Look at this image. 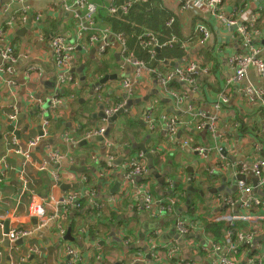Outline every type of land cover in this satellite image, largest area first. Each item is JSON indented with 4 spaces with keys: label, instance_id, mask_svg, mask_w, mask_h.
<instances>
[{
    "label": "crops",
    "instance_id": "0c3cea01",
    "mask_svg": "<svg viewBox=\"0 0 264 264\" xmlns=\"http://www.w3.org/2000/svg\"><path fill=\"white\" fill-rule=\"evenodd\" d=\"M90 1L98 7L92 30L72 1L61 5L54 0H33L24 8L0 0V50L10 45L16 56L15 63H5L10 72L0 75V161L4 159L8 167L0 166V264H5L7 257L11 264H211L206 254L210 245L204 242L209 237L217 239L205 232V227L213 223L211 215L224 212L222 199L234 196V172L243 167L239 176L254 187L256 178L250 166L264 160V106L250 102L241 90L251 84L264 91V76L249 68L244 81L228 87V102L221 111L215 107L220 91L233 77L232 57L249 55L252 48L259 50L258 57L264 60V0H223V20L214 18L207 8L182 11L186 0H149V5L130 17L132 28L128 33L122 26L104 20L109 16L106 9L122 0ZM233 9L241 10L236 17L238 23L246 24L252 16L259 18L250 44L226 27ZM170 19L172 26L166 28ZM199 23L210 33L203 44L193 33ZM79 31H83L84 40L66 67L72 80L58 85L64 74L56 68L50 42L63 36L72 43ZM96 31L99 37L91 41L90 36ZM144 32L159 34L162 42L174 35L179 43L172 48L156 49V57L151 59L138 45L137 38ZM119 34L124 35L127 50L145 66L138 77L124 61L125 56L120 55L116 40ZM187 40L186 49H181L180 43ZM191 64L208 71L196 77L195 88L177 81L170 83L175 94H186L183 102L176 104L157 77ZM105 76L116 78L100 85L99 80ZM124 79L133 87V95L128 99L121 87ZM52 96L60 99L58 109L54 108L53 98L51 105L45 106ZM84 98L90 100L85 110H80L76 102L78 99L80 104L84 103ZM129 101L133 104L119 118L120 125L117 128L116 123L109 138H87L89 132L107 126L103 119L95 117L101 105H105L104 110L116 109ZM14 112L16 119L10 120ZM145 112L152 114L157 123L155 129L150 130L143 121ZM191 113L217 117L216 140L206 130L199 131L194 122L174 135L165 130L164 121H185ZM44 122L47 124L43 127ZM137 128L141 133L134 137ZM40 133L43 138L23 166L26 153L23 158L22 153ZM84 140L86 144L80 145ZM13 142L19 154L10 151ZM139 144L153 157L149 160L143 156L153 173L149 170L146 178L131 183L123 165L142 153L134 147ZM197 147L204 150L201 155L195 152ZM54 153L65 158L52 162L50 157ZM107 154L113 157V164L107 163ZM70 167L83 171L74 172ZM20 177L29 182L28 189ZM168 180L173 185H168ZM116 183L117 191L110 194ZM145 184L153 197L149 212L142 210L137 192V187ZM62 185L68 189H62ZM218 189L221 191L214 193ZM67 192H79L81 200L84 198L80 210H71L68 215L73 217L69 225L72 241L63 239L66 232L61 238L54 223L57 214L65 216L60 201ZM193 197H197V202L202 200L199 208L193 205ZM172 198L177 200L173 210L158 217L159 208L168 205ZM92 200L100 210L90 209ZM34 203L43 205L50 219L42 227L33 223L29 208ZM175 212L199 223L191 232L194 238L180 242L177 256L170 259L167 254L175 239ZM235 226L245 229L247 225L240 222ZM19 229L31 234L18 245L15 242L20 238L9 241V247L4 245L5 230ZM254 243L255 247L264 243V221L254 232ZM68 249H73L75 255H69ZM239 250L237 264H252L242 263L249 250L242 245Z\"/></svg>",
    "mask_w": 264,
    "mask_h": 264
},
{
    "label": "built area",
    "instance_id": "2783aa9c",
    "mask_svg": "<svg viewBox=\"0 0 264 264\" xmlns=\"http://www.w3.org/2000/svg\"><path fill=\"white\" fill-rule=\"evenodd\" d=\"M10 3H16L24 8L29 1L33 0H9ZM69 1L73 2V5L77 7L78 10L82 11L83 19L85 23H88L89 29L95 23V15L98 11V7L94 5L90 0H54L55 3L65 4ZM147 0H122L119 4L110 5L106 11L108 14H116L118 11L122 12V14L126 15L131 7V5L135 4L136 2L145 3ZM223 6V0H186V3L182 4L181 10L186 11L193 7L195 8H203L209 9L212 16L214 18H218L223 20L224 14L221 12V7ZM241 13V10L233 9L231 14H229L230 18L226 20V27L242 38H244L246 44H250L252 41V37L255 33L254 27L257 23L258 19L255 16L246 23H238L237 16ZM235 17V19H234ZM173 23V19H170L165 26L167 28L171 27ZM82 25V24H81ZM83 26V25H82ZM84 27V26H83ZM85 28V27H84ZM96 30V29H95ZM195 34L198 35L199 40L198 43L203 44L206 42L209 37L210 33L207 27L203 24H197L194 28ZM99 31L94 32L93 35L90 36V40L93 41L99 37ZM101 34L103 31H100ZM107 32H105L104 36H107ZM2 34L0 33V45L2 42ZM84 40L83 31H79L76 34V38L74 42L69 43L65 37L63 36H56L54 37L50 44L52 47V51L54 54L55 65L56 68L61 70L64 74L58 80V85H62L65 82H70L72 79L67 76L68 69L66 68L68 63L70 62L72 55L77 46L81 45L80 42ZM116 40L120 46V55L125 56L124 61L131 65L135 71L136 76L138 77L142 71L145 70V66L142 62H139L132 53H130L126 46H125V39L123 34H119L116 36ZM138 45L142 49H148L147 53L149 57L155 58L156 57V49H168L171 48L174 44L179 43L176 37L172 36L170 41L168 42H159L155 35L151 32H145L138 36ZM189 40L185 42H181V49H186ZM249 55L247 54H237L231 58L230 63L233 66L234 73L231 79H228L226 85L219 93L218 103L216 104V110L221 111V109L227 104L228 98V87L232 85L233 82H242L247 77V71L249 68H254L256 71L261 75L264 76V60L258 57L259 50L252 49ZM0 75L4 72H10V67L5 63H15L16 56L14 49L10 45H6L4 49L0 50ZM66 68V69H65ZM208 69L206 67H200L197 64H191L187 67H180L175 68L172 72H169L165 76L158 75L157 82L161 84L164 89L166 90L167 94L170 98L175 101L176 104H181L183 100L186 98V94H175L170 89V83L172 81H177L182 84H186L195 88V80L196 77L201 72H206ZM122 89L125 92L126 98L128 99L133 95V87L129 80L124 79L121 85ZM242 93L250 102L260 103L264 106V91L261 88H257L251 84H248L242 87ZM52 101L55 102L54 107L60 104V99L57 96H52ZM119 107L116 109H106L104 113L107 116L112 115ZM16 119V113H12L10 115V120ZM143 121L148 125L150 130L156 128L157 123L155 124L152 118V114L149 112H145L143 115ZM216 116H205L201 113H191L190 119L185 121H178L176 119H171L168 121H164V128L165 130L170 133L171 135L176 134L180 129L185 127L187 124H191L192 122L196 123L197 129L199 131L206 130L208 134L212 137L213 140H216L217 136V127H216ZM47 123H43V127ZM44 129V128H43ZM105 132V128H101L98 131L89 132L87 138L92 137H103ZM44 136V135H43ZM68 139V138H65ZM41 140V138H35L28 142L27 151L22 153L25 154L23 166L25 163L30 160V152L31 149L36 146V144ZM11 150L14 151L15 154H19L20 151L14 149L15 142L12 143ZM108 146V145H107ZM106 146V147H107ZM184 146H187V143H184ZM217 149V146H215ZM107 149V148H106ZM221 149H218L220 152ZM29 151V152H28ZM204 150L202 148H196L195 152L199 155L202 154ZM28 152V153H27ZM204 154V153H203ZM143 154H139L135 158H131L128 162L123 165L125 170L131 167V170L127 172L129 181L134 183L135 179H143L146 178L148 167L144 163ZM52 162H60L65 157L62 154L54 153L51 155ZM107 163H112L114 161L113 157H110L107 154L106 157ZM1 162V161H0ZM113 164V163H112ZM243 165V164H242ZM0 166L3 168L8 167L5 165L4 159L0 163ZM110 168V166L108 165ZM251 172L253 176L256 178V185L252 187L251 185H247L243 179L239 180V175H242L244 168L242 167L240 171L234 172V196H228L222 199L223 201V208L224 212H215L212 218H210L211 222L218 223L221 222L224 224L225 228L220 231L219 239L207 238L204 242L209 243L210 249L206 251L208 257H210L209 262L211 264H237L240 263L237 260V254H239V245L244 246L249 250L248 257L246 255L244 263H252V264H264V243L258 244L255 247L254 243V232L259 230L260 224L264 221V160H258L256 163L250 166ZM4 171V170H2ZM100 176H103V170H100ZM54 179L57 180V175H53ZM23 180L26 189H28L29 182L27 180L20 177ZM168 185H173L171 180H168ZM137 192L141 197V208L143 211L149 212L152 203L153 197L148 190L147 185H141L137 187ZM81 194L79 192H67L65 198L60 201V206L62 211L65 213V216L60 217V214L54 217V223L57 225V230L61 238L65 235L66 230L70 227V222H73V217L68 216L71 210L78 211V203L77 201L81 199ZM219 199H221L219 197ZM177 200L172 198L168 205L161 206L157 212L158 217L162 216L166 213H170ZM90 209L91 210H100V206L94 200L90 202ZM31 217L34 219L33 223L36 226L42 227L50 220L49 217L46 215L45 208L43 205L39 203H34L29 208ZM176 215L173 218V231L174 233V240L173 246L169 249L167 256L170 259H173L177 256V252L180 242L188 240V236L194 232L195 224L199 223V220L191 219L189 217L182 218L175 212ZM210 216V217H211ZM245 223L247 226L245 229H238L235 226L237 223ZM222 233V234H221ZM31 234L30 231L19 229L16 231H7L4 236L9 241H16L17 239H21L27 237ZM216 241H221V244H218ZM200 249V245L198 246ZM211 254H209V253ZM67 253L69 255H75V251L73 249H68ZM242 262V263H243ZM11 264V263H10ZM69 264H76V263H69ZM189 264V263H185Z\"/></svg>",
    "mask_w": 264,
    "mask_h": 264
},
{
    "label": "water",
    "instance_id": "95a60500",
    "mask_svg": "<svg viewBox=\"0 0 264 264\" xmlns=\"http://www.w3.org/2000/svg\"><path fill=\"white\" fill-rule=\"evenodd\" d=\"M4 3H9L10 1L9 0H2ZM24 30H22L21 32H23ZM114 78H116V77H114V76H105L103 79H101V80H99V84L101 85V84H104L107 80H111V79H114ZM98 87V86H97ZM95 89H96V85L94 86V87H92V93L91 94H93V92L95 91ZM52 97H50L49 98V100H47L46 101V105L45 106H50L51 105V103H50V99H51ZM131 104H133V101H129V102H127L126 104H125V106L124 107H119L112 115H110V116H107L105 113H104V108H105V105H101L100 106V111H99V113L97 114V115H95V117H100L101 119H103L104 121H105V123H106V127H105V132H104V135H103V137L104 138H109V136H110V132L112 131V129H113V127L116 125V123L119 121V118L123 115V113L125 112V111H127V110H129V107L131 106ZM55 109H58L59 107L58 106H56V107H54ZM39 137L42 139L43 138V133H40L39 134ZM92 138H95V140H97V141H101L102 140V137H92ZM86 142L87 141H81L79 144L80 145H85L86 144ZM135 148H137V149H139L141 152H142V154L143 155H145L146 156V158L147 159H149V160H151L153 157L150 155V154H148L147 152H146V150H145V147H144V145L143 144H139V145H135L134 146ZM35 150V148H32L31 149V152H33ZM221 154L222 155H224V152L222 151L221 152ZM22 156V155H21ZM23 158V157H22ZM120 160L121 159H119L118 161H117V163H119L120 162ZM46 162L47 163H49V160L46 158ZM50 166H53V165H50ZM70 169L72 170V171H74V172H82L83 171V169H77V168H74V167H70ZM149 170L151 171V173H153V169H152V167H150L149 168ZM149 170H148V174L150 173L149 172ZM163 179L164 178H162V179H159L160 180V184L162 185L163 184ZM239 180H242V177H239ZM253 185L255 186L256 185V180L254 179L253 180ZM62 187V189H68V187H66V186H61ZM118 187H119V183H116L113 187H112V189L110 190V194H113L115 191H117V189H118ZM219 191H221L220 189H218L216 192H214V193H217V192H219ZM190 203H191V201H190V195L188 194L187 195V201H186V204L189 206L190 205ZM7 232V230H5V233ZM70 233H71V229L70 228H68L67 229V231H66V235L64 236V240H70V241H72V239H71V237H70ZM188 239L189 238H194V235L192 234V235H189L188 237H187ZM25 240V238H21V240L20 241H17V242H15V245H18L21 241H24ZM6 242L4 243V245H6V246H10L9 244H8V242H9V240L7 239V240H5ZM10 262H11V259L9 258V257H7V262L5 263V264H10ZM244 263V262H243Z\"/></svg>",
    "mask_w": 264,
    "mask_h": 264
},
{
    "label": "trees",
    "instance_id": "16d2710c",
    "mask_svg": "<svg viewBox=\"0 0 264 264\" xmlns=\"http://www.w3.org/2000/svg\"><path fill=\"white\" fill-rule=\"evenodd\" d=\"M146 5H149V0H147L145 3H140V2H136L135 4L131 5L128 13L126 15L122 14V12L118 11L116 14H108L109 16H107L104 20H106L107 23H111L112 24H115V25H118V26H122V30H124L126 33L129 32V30H131V26L132 24L130 23V17H132L135 12H140V8L142 6H146ZM96 21V20H95ZM135 25V23H133ZM167 28V27H166ZM170 28V27H169ZM44 32V30H43ZM145 33V32H144ZM193 33H195V31L193 30ZM94 34V32L92 33V35ZM95 35V34H94ZM156 39L159 41V42H162L163 40L160 39V36L159 34H154ZM174 36V35H172ZM171 36V37H172ZM169 37L168 39H166L168 41H170V38ZM176 37V36H174ZM199 39V38H198ZM175 45V44H174ZM173 45V46H174ZM172 46V47H173ZM171 47V48H172ZM141 50H143L145 53L147 52L148 49H142L141 47H139ZM148 53H146L147 55ZM149 56V55H148ZM131 170V167H129V169H127L126 171H130ZM83 200L84 198L81 200L79 199L77 201L78 205H79V209L83 206L82 203H83ZM222 228H225V226H223V224L221 222H218V223H212L210 225H207L205 227V232L209 235H211L212 237L214 238H217L219 239L220 238V231L222 230Z\"/></svg>",
    "mask_w": 264,
    "mask_h": 264
},
{
    "label": "rangeland",
    "instance_id": "374dc122",
    "mask_svg": "<svg viewBox=\"0 0 264 264\" xmlns=\"http://www.w3.org/2000/svg\"><path fill=\"white\" fill-rule=\"evenodd\" d=\"M85 99V101H84V103H79V100L77 99V102H76V105H79V107L81 108L80 110H85V108H86V105L88 104V102H89V100H90V98H84ZM83 117V116H82ZM48 118V117H47ZM119 125H120V121H118L117 122V128L119 127ZM127 130H129L128 128H127ZM139 132L141 133V131H140V129L139 128H137V130H136V132L133 134L134 135V137H136V136H138V134H139ZM199 198V197H198ZM197 197H193V199H192V202H193V205L195 206V207H197V208H199L200 206H201V201L200 202H197ZM208 201H210V200H208ZM203 202H205V201H203ZM205 209H208V208H205Z\"/></svg>",
    "mask_w": 264,
    "mask_h": 264
},
{
    "label": "clouds",
    "instance_id": "9594fccd",
    "mask_svg": "<svg viewBox=\"0 0 264 264\" xmlns=\"http://www.w3.org/2000/svg\"><path fill=\"white\" fill-rule=\"evenodd\" d=\"M190 235H192V234H190ZM189 239L191 240V239H193V238H189Z\"/></svg>",
    "mask_w": 264,
    "mask_h": 264
}]
</instances>
